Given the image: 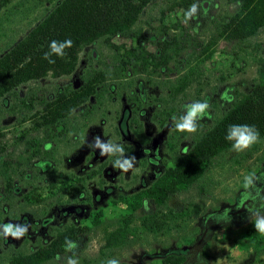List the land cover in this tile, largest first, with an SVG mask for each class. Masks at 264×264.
<instances>
[{"label":"rangeland","instance_id":"rangeland-1","mask_svg":"<svg viewBox=\"0 0 264 264\" xmlns=\"http://www.w3.org/2000/svg\"><path fill=\"white\" fill-rule=\"evenodd\" d=\"M165 1L167 3L164 6L168 8L170 0ZM50 4L51 0L0 1V55L25 35ZM199 4H203V7H196L194 12L169 7L163 18L157 8L156 19L153 21V39L165 36L173 40L176 46L168 64L156 67L158 64L155 62L149 63L143 71L137 65L133 68L129 66L127 77L134 80L131 90H115V93H111V85H107L105 90L101 84L98 92L103 93L102 97H93L68 111L74 122V132L64 137L57 135L55 130L50 131L53 115L61 110L55 108L57 89L65 87L72 90L78 81L81 82L80 76L91 78L96 70L114 68L113 64L119 57L122 58L121 54L125 55L134 48L133 40L115 37L113 42L119 47L118 51L97 41L79 51L74 72L57 77L48 74L20 86L15 93L0 97V223L5 220L19 222L22 214L28 215L31 220L43 219L56 211L53 207L45 208L37 202L64 186L55 176L59 171L70 170L67 157L74 156L76 160L80 157L85 164L90 161L87 155L79 156L78 143L85 141L87 145L88 141L92 148L105 138L112 147L131 144L124 143L118 134L116 113H120L123 104L121 98L130 97L137 84L155 96L166 91L165 85L175 82L184 73L196 71L200 74L198 80L202 88L201 96L212 98L216 94L232 96L242 82L256 77L258 61L264 59V24L242 43L222 33L221 27L228 15L240 12V1L200 0ZM258 5L264 12V0H259ZM147 50L153 52L155 45H148ZM154 83L158 84L157 88ZM148 100L144 108H147L154 122L151 124L150 121L148 126L145 124L147 120L138 118V126L142 127L146 138L155 140L154 146L161 145L162 160L171 166L172 154L186 149L201 126L211 125V114L195 119V132H179L175 124L187 114L190 100L186 99L181 106L176 104L177 111L167 120L163 114L154 115L151 101ZM44 128L49 131V136L43 137L42 144H47L49 149L39 147L38 150L40 157L46 158L51 167L41 170L37 162L39 159L31 153L34 147L26 148L25 137L39 135ZM257 156L243 159L236 151L227 152L223 156V166L211 175L214 187L210 199L201 198L193 188L172 194L167 204L187 212L172 222V235L150 233L140 225V216L155 210L157 206L153 198L143 196L138 199V195H142V191L148 187L140 188L138 178L148 176V168L136 165L129 153H124L121 160H110L116 172L112 176V194L107 195L103 188L111 180V175L105 174V168L95 169L97 173L91 172L88 177L83 173H75L76 178L83 180L82 188L86 195L93 201V192H96L98 201L81 214L77 221L65 223V226L77 227L81 231L79 242L64 246L66 251L56 253L45 264H69V261L75 264H106L109 259H117L119 264H164L162 257L166 251L185 256L188 264H264V234L256 231L254 224L257 217H264V208L258 206L248 210L244 207L239 213L231 212L234 216L228 220L230 227L224 224L208 234L207 229L200 246H197L198 241L191 243L190 235L185 241L180 237L187 225L195 219L194 215L205 208L221 205L225 211L239 209L234 206L235 196L247 183L251 172L258 167L260 162ZM125 160L132 167L127 172H120L117 161L123 163ZM117 192L125 195V199L113 203L111 200L116 199ZM79 196L80 192L77 198ZM23 228L20 236H7V239L10 238L8 243H2L1 238L4 240L5 237L0 230V259L11 249L31 252L38 247L46 248L60 229L53 223L43 228V233L35 230L32 224ZM204 241L207 242L206 247L202 248ZM250 241H254L255 245L250 244Z\"/></svg>","mask_w":264,"mask_h":264},{"label":"trees","instance_id":"trees-1","mask_svg":"<svg viewBox=\"0 0 264 264\" xmlns=\"http://www.w3.org/2000/svg\"><path fill=\"white\" fill-rule=\"evenodd\" d=\"M0 1L6 3L8 0ZM199 1L170 0L169 7L192 12L193 6L195 10L196 7H203ZM238 1L241 2L240 12L228 15L221 27L222 33L229 34L243 43L264 24V12L259 9V0ZM165 3V0H51V4L44 8L25 35L0 55V97L15 93L20 86L42 79L48 74L57 77L74 72L79 51L97 41L118 51L119 47L113 42L115 37L133 40L134 48L125 55L121 54L122 58L119 57L113 64L114 68L96 70L97 73L91 78H86L84 86L80 89L69 93L56 92L55 108L61 110L55 114H66L70 109L85 104L90 97H102L103 93L98 92L101 84L105 86V90L107 85L112 84L116 85V90H131L134 80L127 77L129 66L133 68L137 65L138 69L143 71L147 64L155 62L158 64L156 67H165L172 58L173 48L176 47L173 40L165 36L154 40L152 34L157 8L161 18L169 9L164 6ZM67 39H71L73 44L64 50L65 56L59 57L51 52L49 43L52 40L62 42ZM150 44L155 45L153 52L147 50ZM46 52L50 53V58L55 63L44 59ZM199 78L200 74L196 71L186 72L175 82L166 84V91L151 96L150 106L154 108V115L163 114L167 120L177 111L176 104L181 106L186 99L190 100V104L205 102L206 97L201 96ZM137 86L141 88L140 84ZM154 87L157 88L158 84L154 83ZM188 95L191 98H188ZM219 96L212 95L208 104L211 125L201 126L190 139L187 151L177 153L173 160L174 165L166 168L161 177L151 181L147 189L142 191V195H138V199L143 196L153 198L157 206L155 210L139 218L140 225L146 231L171 234L172 222L187 214L185 209H175L167 204L172 194L193 188L203 199L213 197L214 183L211 181V175L223 166V156L229 151H235L232 149L234 139L225 138L231 131L230 125H254L253 130L259 131L258 143L243 152L236 151L243 159L258 155L260 163L250 174L251 183L238 190L234 206L236 209L240 208L247 201L245 210L254 206L264 208V59L258 61L256 77L242 82L241 86L234 90L231 100H220ZM150 121L154 122V119ZM50 125L51 129L56 127L52 121ZM26 140L27 149L32 146L38 151L39 144L34 142L35 139L27 137ZM37 151L35 153H38ZM66 178L67 176L64 177ZM82 185L80 181L62 186L59 191L43 197L37 203L51 208L55 203L67 201L63 200L64 194L68 195L69 199L76 198ZM117 199L123 201L125 195L119 194L112 202L115 203ZM233 216L231 213L226 214L221 205L210 206L194 215L195 219L187 225L186 231L180 237L185 241L190 235L193 244L205 228L208 229V234L224 224L230 227L228 220ZM81 235L77 227H61L46 248L38 247L31 252L7 250V254L0 259V264H45L53 259L56 253L66 251L64 246L76 245ZM1 241L4 243L3 238ZM206 243L204 241L202 248L206 247ZM249 243L255 245L254 241ZM162 263L188 264L185 256L173 251L163 254Z\"/></svg>","mask_w":264,"mask_h":264},{"label":"flooded vegetation","instance_id":"flooded-vegetation-1","mask_svg":"<svg viewBox=\"0 0 264 264\" xmlns=\"http://www.w3.org/2000/svg\"><path fill=\"white\" fill-rule=\"evenodd\" d=\"M80 78H81V82L78 81L77 84H75L74 89H80L82 86H84L87 77L80 76ZM137 85L135 86V88L133 87L134 90L131 91L132 94L130 97H127V99H126V97L121 98V100L123 101V104L121 106L120 113L119 114H118V112L116 113V115L118 117L117 126H116L118 134L120 135V138L124 143H126V144L131 143V144H129L127 146H124L122 144L121 145L117 144L116 146L112 147L108 144L107 140L104 138V139H102V142L98 141L91 148L90 144H88V141H87V145L84 144V143H86L85 141L84 142L82 141L81 143L75 142V143H78V146H77L78 150L77 151H78L79 156L83 155V157H84V155H87L91 159H90V161L87 162V164H85V162H83L79 156H78L79 159H77V160H76V157L74 158V156L73 157L72 156L67 157L66 162H67V166L69 164L71 165V167L69 165L70 170L59 171V172H57L58 175H56L58 178L55 177L57 179H60L64 186H67L69 184H74V183L80 182V181H82V184H83V180L76 178L75 173H83V175L88 177L89 173H91V172L97 173V171H95V169H104L105 168L104 169L105 174L111 175V176H109V178L111 180L109 183L104 184L103 188L105 189V192L107 195L112 194L114 192V186L112 184V181L114 178L112 176L115 175L116 172H115L114 166H113L112 162H110V160L112 158L114 159V161L116 159L121 160V158H122L121 156H123L124 153L125 154L129 153L132 156L136 165H141L144 167L146 166L148 168V170H147L148 176H140L138 178L140 188L147 187L151 183V181L155 180L158 177H161L164 170L169 167V165L165 164L164 161L162 160V156L160 154L161 145L158 144V145L154 146L153 144H154L155 140L153 141V139H151V141H150L148 138H146L144 136L146 134H143V132H142V127L138 126V123H137V121H139V120H137L138 118L142 119L143 121L147 120V123H145V124H147L148 126L150 125V119H152V118L150 117V114H148L147 108H144V104L146 101H149L148 99H150L152 95H151V93H148L146 90H144L142 87L139 88ZM109 88H110L111 93H115L114 91L116 90V85L115 86L111 85ZM65 89H66L65 87H62L61 89H57V94L58 93H69V92L74 90V89L70 90L68 88L66 90ZM92 98L93 97H90L89 100ZM211 100H212V98H209V97L205 98V102H207V104H209V102ZM220 100H225L223 95H220ZM150 101H151V99H150ZM151 110H152V112H154L153 107H151ZM206 114L210 115L209 107L205 110L204 115H206ZM204 115H202V116H204ZM197 117H201V115H198ZM123 118L126 119L125 123H126V127H127L128 137H126L124 135V133L120 127V122L122 121ZM52 122H53V124L56 125V128L50 129V131L55 130L54 132H56L57 135H59L61 137H64L73 131L72 128H73L74 122H73V119L70 115V112H68L66 114H62V113L54 114L52 117ZM151 124H153V122ZM137 127H139V128H137ZM47 132H48V134H47ZM54 132H53V134H54ZM149 132L150 131H147V133H149ZM145 133H146V131H145ZM140 134L143 136L139 137ZM48 136H49V131L44 128L40 131L39 135H30L29 137H31L32 139H35L34 142L36 144L38 143L39 147H43L45 150H48L49 148H48L47 144H45V143L42 144L43 137L45 138ZM26 138H27V136L25 137V139ZM27 142L28 141L25 140L26 145H27ZM43 142H44V140H43ZM67 143L69 145L70 142L67 141ZM100 145H105V146L111 147L113 149H122V151H113L111 153L103 152V154H101L102 148L100 147ZM39 147H38V149H39ZM35 151H37V150H35V148H34L31 153L32 154L34 153L33 155H36V157L39 159L37 161L39 168L41 170L50 169V167H51L50 162L47 161L46 158L40 157L39 150L37 151L38 153H35ZM184 151H185V149L183 151H179L178 153H182ZM176 154L177 153H174L171 156L172 165H174L173 160H174V157L176 156ZM119 163H122V162L120 161ZM119 170H120V172L122 171V169H120V168H119ZM65 176H67L66 179H64ZM120 193L121 192H117L115 196L117 197ZM93 194H94L93 195L94 200L92 201L91 200L92 198L87 196L85 191L83 190V188H81L80 189V196L78 198L76 197V198L69 199V196L67 195L66 198H63V200H67V201L61 202L60 204L55 203L52 207L55 208L56 211L52 212L49 215V217H45L43 219L39 218L36 220H31V218L28 215L22 214L19 222L13 221V220H5V221L1 222L0 223V230L2 231V233L5 237L4 243L10 242V238L7 239V236L11 235L9 233H5V230L2 229V224L4 222L8 221L10 223H13L15 225V227L20 231H22L23 226L26 227V226H29L31 224L34 226L35 230H40L41 233L44 232L43 228H45L46 226H48L51 223L56 224L58 228H61V227L65 226V223L68 221H71V220L77 221L78 217L81 216V214L86 213L89 209H91L92 205L98 201L97 196H95L96 192H93ZM117 201L119 202L120 200H117ZM23 216H26L25 223L23 224V226H20V223L22 221ZM205 229L207 230V228H205ZM199 238H198V240H199Z\"/></svg>","mask_w":264,"mask_h":264},{"label":"clouds","instance_id":"clouds-1","mask_svg":"<svg viewBox=\"0 0 264 264\" xmlns=\"http://www.w3.org/2000/svg\"><path fill=\"white\" fill-rule=\"evenodd\" d=\"M191 11H195V6L191 8ZM72 40L67 39L62 42H58L56 40H52L49 43V48L51 52H54L57 54L59 57L65 56V49L72 47ZM44 59L48 60L49 63H55L54 60L50 58V53L46 52L44 53ZM231 96H228L227 94L224 95L225 100H231ZM209 107L207 102H196L192 103L190 105H187V114L183 116L180 120V122L175 124V128L179 132H188V133H193L196 131V125L194 123L195 119L197 118L198 115H204L205 110ZM231 131L229 134L225 137L227 140H233L234 143L232 144V149H234L237 152H243L249 148L252 147L255 143L259 142V131L255 129V126L252 125L251 127L249 126H229ZM102 148V153L103 152H108L111 153L113 151H122V149H113L111 147L105 146V145H100ZM185 151H187L185 149ZM117 166L122 169L124 172H127L131 167V163L128 160H125L123 163H119L117 161ZM251 183V180L248 179L247 183L244 185L245 187L248 186V184ZM255 224V229L261 234H264V217H257L254 221ZM5 233H11L14 237H18L21 235V231H13L11 225H5ZM69 264H75L73 261H69ZM106 264H119V261L117 259H109L106 261Z\"/></svg>","mask_w":264,"mask_h":264},{"label":"water","instance_id":"water-1","mask_svg":"<svg viewBox=\"0 0 264 264\" xmlns=\"http://www.w3.org/2000/svg\"><path fill=\"white\" fill-rule=\"evenodd\" d=\"M124 116H125V115H124ZM125 121H126V119L123 118L122 121L120 122V127H121V129H122L124 135H125L126 137H128L127 127H126V123H125ZM246 203H247V201H245V203L242 204L238 210L225 211V212H226L227 214H228V213H231V212H232V213H239V212H241V211L244 209ZM249 204H251V203H249ZM25 219H26V216H23L22 221H21V223H20V226H23V224L25 223ZM5 225H11L13 231H17V230H18V229L15 227V225H14L13 223H10V222H8V221H6V222H4V223L2 224V229H3V230H4V228H5ZM205 233H206V229L204 230L202 236L199 238V240H198V242H197V246H200V244H201V242H202V239H203V237L205 236ZM9 234H11V233H9ZM11 235H12V234H11Z\"/></svg>","mask_w":264,"mask_h":264}]
</instances>
